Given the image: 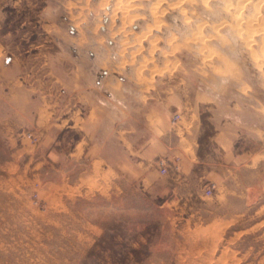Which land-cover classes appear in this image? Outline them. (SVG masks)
<instances>
[{"label":"rangeland","instance_id":"obj_1","mask_svg":"<svg viewBox=\"0 0 264 264\" xmlns=\"http://www.w3.org/2000/svg\"><path fill=\"white\" fill-rule=\"evenodd\" d=\"M10 1L21 3L5 8L12 29L23 20L33 31L53 22L64 40L86 37L93 62L123 69L132 93L134 81L146 84L157 73L178 80L184 67L213 97L249 93L245 106L259 118L264 0ZM8 110L0 98V264H264V137L256 141L232 123V152L217 154L210 136L221 122L206 118L205 167L184 184L149 170L135 178L64 152L52 158L51 138L26 125L31 110ZM217 159L223 167L209 168Z\"/></svg>","mask_w":264,"mask_h":264},{"label":"crops","instance_id":"obj_2","mask_svg":"<svg viewBox=\"0 0 264 264\" xmlns=\"http://www.w3.org/2000/svg\"><path fill=\"white\" fill-rule=\"evenodd\" d=\"M8 5L17 10L21 3L0 0V98L9 109L5 116L8 112L27 116L31 110V118L24 117L26 125L42 138H51L52 158L64 152L68 160L127 170L135 178L149 170L153 178L159 175L157 157H178L179 172L166 177H182L187 184L197 169L205 167L201 147L206 118L221 122L210 136L217 154L232 152L237 135L229 129L232 123H239L238 129L256 141L264 137L262 99L254 98L259 111V118H254L252 105L245 106L249 93L222 91L213 97L187 79L184 67L178 80L157 73L146 84L134 81L138 86L132 93L125 85V77L128 82L131 77L124 76L123 69L93 62L86 37L64 40L55 34L53 22L33 31L23 20L12 29ZM61 39L69 49L60 48ZM175 113H180V120L173 127ZM208 166L223 167L218 159ZM164 190L170 191V186Z\"/></svg>","mask_w":264,"mask_h":264},{"label":"built area","instance_id":"obj_3","mask_svg":"<svg viewBox=\"0 0 264 264\" xmlns=\"http://www.w3.org/2000/svg\"><path fill=\"white\" fill-rule=\"evenodd\" d=\"M180 120V113H175L172 115L171 118V124L172 126H177L178 122ZM155 167L158 169V172L160 174H168L170 172L172 173H178L179 172V158L175 157L173 160L168 159L165 156H159L154 161ZM212 187H208L206 189V194L209 195L211 193Z\"/></svg>","mask_w":264,"mask_h":264},{"label":"bare ground","instance_id":"obj_4","mask_svg":"<svg viewBox=\"0 0 264 264\" xmlns=\"http://www.w3.org/2000/svg\"><path fill=\"white\" fill-rule=\"evenodd\" d=\"M122 1V0H121ZM120 1V2H121ZM152 1V0H151ZM163 1V0H162ZM179 1V0H178ZM101 2V1H100ZM124 2V1H123ZM126 2V1H125ZM135 2V1H134ZM119 3V2H118ZM137 3V2H136ZM135 3V4H136ZM177 3V2H176ZM206 3V2H205ZM103 5H104V3H102ZM116 4V7H117V3H115ZM140 4V3H139ZM157 4V3H156ZM177 4H179V3H177ZM177 4H175V5H177ZM101 5V4H100ZM108 5V4H107ZM126 4H124L123 5V7H126V8H130V7H127V5L125 6ZM159 5V4H158ZM158 5H156V6H158ZM173 5V4H172ZM174 5V6H175ZM105 6V5H104ZM151 6H152V4H151ZM101 7H103V6H101ZM116 7H114L115 9H116ZM122 7V6H121ZM139 8V7H138ZM121 9V8H120ZM140 9V8H139ZM125 9H123V11H124ZM151 11L153 12V13H155V7H151ZM122 13V12H121ZM114 14V13H113ZM106 15V14H105ZM111 15H112V13H111ZM126 16H127V14H125ZM152 16H154V15H152ZM113 17V16H112ZM115 17V16H114ZM116 19V18H115ZM122 19V18H121ZM127 19V18H126ZM253 19V18H252ZM125 21V20H124Z\"/></svg>","mask_w":264,"mask_h":264}]
</instances>
